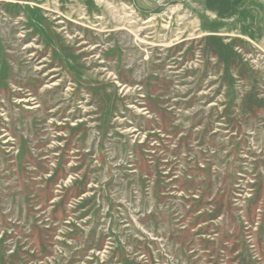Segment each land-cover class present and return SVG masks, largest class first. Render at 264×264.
I'll use <instances>...</instances> for the list:
<instances>
[{
	"label": "rangeland",
	"instance_id": "374dc122",
	"mask_svg": "<svg viewBox=\"0 0 264 264\" xmlns=\"http://www.w3.org/2000/svg\"><path fill=\"white\" fill-rule=\"evenodd\" d=\"M0 264H264V0H0Z\"/></svg>",
	"mask_w": 264,
	"mask_h": 264
}]
</instances>
